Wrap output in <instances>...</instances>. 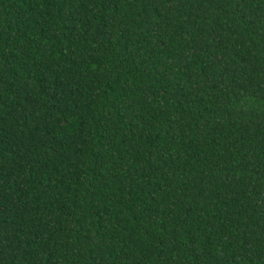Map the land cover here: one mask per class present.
I'll use <instances>...</instances> for the list:
<instances>
[{
	"label": "trees",
	"instance_id": "obj_1",
	"mask_svg": "<svg viewBox=\"0 0 264 264\" xmlns=\"http://www.w3.org/2000/svg\"><path fill=\"white\" fill-rule=\"evenodd\" d=\"M0 264H264V0H0Z\"/></svg>",
	"mask_w": 264,
	"mask_h": 264
}]
</instances>
